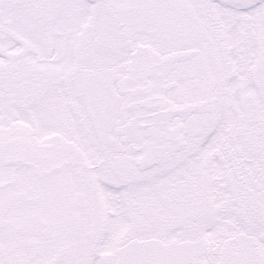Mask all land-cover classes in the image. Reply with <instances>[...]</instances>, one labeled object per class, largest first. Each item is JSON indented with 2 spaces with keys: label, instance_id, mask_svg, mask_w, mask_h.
<instances>
[{
  "label": "snow or ice",
  "instance_id": "1",
  "mask_svg": "<svg viewBox=\"0 0 264 264\" xmlns=\"http://www.w3.org/2000/svg\"><path fill=\"white\" fill-rule=\"evenodd\" d=\"M0 264H264V0H0Z\"/></svg>",
  "mask_w": 264,
  "mask_h": 264
}]
</instances>
